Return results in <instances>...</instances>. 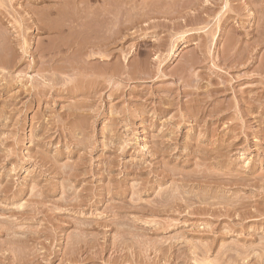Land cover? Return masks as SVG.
<instances>
[{
    "label": "rangeland",
    "instance_id": "rangeland-1",
    "mask_svg": "<svg viewBox=\"0 0 264 264\" xmlns=\"http://www.w3.org/2000/svg\"><path fill=\"white\" fill-rule=\"evenodd\" d=\"M0 264H264V0H0Z\"/></svg>",
    "mask_w": 264,
    "mask_h": 264
},
{
    "label": "bare ground",
    "instance_id": "bare-ground-1",
    "mask_svg": "<svg viewBox=\"0 0 264 264\" xmlns=\"http://www.w3.org/2000/svg\"><path fill=\"white\" fill-rule=\"evenodd\" d=\"M105 2V1H104ZM188 3V2H187ZM192 3V2H191ZM261 4V3H260ZM183 6V5H182ZM105 11V10H104ZM105 13V12H104ZM121 13V12H120ZM85 14V13H84ZM103 14V13H102ZM107 14V13H106ZM123 15H124V13H123ZM134 15V14H133ZM83 16V15H82ZM88 16V15H87ZM105 16V15H104ZM107 16V15H106ZM112 16V15H111ZM90 17V16H89ZM88 17V18H89ZM94 19V18H93ZM66 24V23H65ZM114 33V32H113ZM110 35V34H109ZM105 40V39H104ZM90 42H92V40L90 41ZM94 44V43H93ZM88 45V44H87ZM86 46V45H85ZM93 49V48H92ZM95 49V48H94ZM89 50V49H88ZM103 51V50H102ZM94 53V52H93ZM67 56V55H66ZM107 56V55H106ZM245 56V55H244ZM81 61V60H80ZM87 62V61H86ZM243 63H244V61H243ZM248 64V63H247ZM79 257V256H78ZM63 262V261H62ZM70 262V261H69Z\"/></svg>",
    "mask_w": 264,
    "mask_h": 264
}]
</instances>
